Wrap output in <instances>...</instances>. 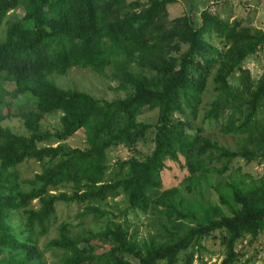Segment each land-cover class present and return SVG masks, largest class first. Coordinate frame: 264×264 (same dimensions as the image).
Segmentation results:
<instances>
[{
  "label": "trees",
  "instance_id": "1",
  "mask_svg": "<svg viewBox=\"0 0 264 264\" xmlns=\"http://www.w3.org/2000/svg\"><path fill=\"white\" fill-rule=\"evenodd\" d=\"M174 1L0 0V264H45L38 239L55 221L57 203L99 218L106 200L119 195L126 203L119 214L147 213L157 233L138 239L136 227L107 219L96 232L72 234L61 221L44 244L60 251L58 264H192L208 236L221 248L218 264H234L237 245L263 233L264 67L252 81L240 65L264 43V32L206 9L199 20H167ZM17 8L19 16L11 13ZM71 67L113 78L123 94L105 99L59 87L53 77ZM234 70L239 84L230 86ZM208 77L215 92L199 126L193 122ZM22 95L32 108L10 113L6 97ZM146 111H154L152 123L138 119ZM49 114H58L57 126L46 123ZM13 116L20 131L1 124ZM150 127L143 158L108 162V149L129 148ZM205 128L240 145L220 146ZM80 129L81 147L65 142ZM238 160L261 164V174L245 180ZM26 161L38 169L20 178L14 168ZM176 168L196 197L166 184Z\"/></svg>",
  "mask_w": 264,
  "mask_h": 264
},
{
  "label": "rangeland",
  "instance_id": "2",
  "mask_svg": "<svg viewBox=\"0 0 264 264\" xmlns=\"http://www.w3.org/2000/svg\"><path fill=\"white\" fill-rule=\"evenodd\" d=\"M129 1V0H128ZM144 1V0H139ZM202 9L209 10L220 14V17H227L228 22L234 20L239 21L241 26H246L249 29L264 32V0H175L167 5L166 19H172L178 16L190 14L199 20L200 11ZM11 13L21 15L20 8L13 10ZM144 63V62H142ZM132 69H140V66L132 64ZM264 67V43L250 55H247L241 62L240 69L246 70L249 79L255 81ZM213 73V71H212ZM211 73V74H212ZM239 70H234L226 79L230 86L239 84ZM55 83L61 88H73L79 91H84L92 97L112 99L123 94V91L116 88V81L112 78L103 77L86 68L71 67L62 76L53 77ZM3 87L6 90L12 88V83L4 82ZM214 84L210 77L207 78V85L203 90L201 102L198 107L197 119L193 122L195 125L202 126L199 122L204 108L214 95ZM10 103V113L18 114L24 110L32 108V99L29 96L22 95L16 99L6 97ZM154 111H146L138 116L139 120L146 123L154 121ZM45 121L50 126L58 125V114L46 115ZM4 126L11 128L13 131H20V120L17 116L5 119L1 123ZM153 128L150 127L142 137L138 138L135 143L129 148L116 146L106 151L108 162L113 164L116 159H124L129 156H135L139 159L143 158L152 147ZM203 135L215 140L220 146L235 148L240 145L239 140L235 136L222 134L218 130H210L205 128ZM83 131L78 130L72 137L65 140L71 146H82ZM240 166L239 176L244 177V174L250 175L252 178L258 177L262 172L261 164L253 161L244 163L243 160H238ZM38 169V164L33 161H26L18 164L14 170L20 178H29L32 173ZM166 184H177L181 188L180 193L186 197H196V192H189L184 188L185 182L182 180V172L177 168L166 172ZM247 180V177H244ZM202 184V183H201ZM201 187H203L201 185ZM205 196H209L211 200H215V195L210 190L203 188ZM105 205L101 206L106 214L99 218H93L91 214L82 215V208H78L75 204L57 203L55 205V221L51 224L49 231L38 239V249L42 252V257L45 264H58L59 250H50L44 247L45 242L56 235V225L61 221L69 223V228L72 234H83L85 230L96 232L103 228L106 220L116 223H121L128 227L137 228V238H146L149 235L157 233L149 214H142L138 211L126 210L124 215H120L119 211L126 207L123 195H119L113 199H107ZM33 207L37 206L35 200L31 202ZM83 244V243H82ZM202 248L198 254V259H193L192 264H218L222 258L221 248L218 240H214L211 236L203 237L200 240ZM240 250V256L234 264H264V231L251 244H246L242 241L237 245Z\"/></svg>",
  "mask_w": 264,
  "mask_h": 264
}]
</instances>
